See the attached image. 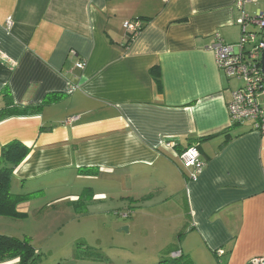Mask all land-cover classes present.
<instances>
[{"label":"crops","instance_id":"1","mask_svg":"<svg viewBox=\"0 0 264 264\" xmlns=\"http://www.w3.org/2000/svg\"><path fill=\"white\" fill-rule=\"evenodd\" d=\"M236 3L0 0V108L5 93L21 107L59 96L34 115L0 122V151L11 141L30 149L11 189L19 183L29 194L72 180L93 201L104 196L95 192L98 181L132 194L122 198L131 209L157 190L163 200L144 201L146 208L173 224L177 240L157 250L159 262L177 250L191 264L263 258L264 133L231 126L228 104L240 85L220 72L211 51L217 38L239 41L243 15L264 14V0ZM127 21L142 23L132 40ZM192 143L203 167L186 180L178 156Z\"/></svg>","mask_w":264,"mask_h":264},{"label":"rangeland","instance_id":"2","mask_svg":"<svg viewBox=\"0 0 264 264\" xmlns=\"http://www.w3.org/2000/svg\"><path fill=\"white\" fill-rule=\"evenodd\" d=\"M153 181L159 184L156 177ZM95 187L96 194L103 192V197L89 201L85 196L81 203H74L72 195L82 196V185L72 184V180L67 185L47 184L23 203L27 204L24 216L0 217V235L27 239L40 255L39 264H158L157 250L168 243L177 244L173 224L146 208L148 202L144 201L156 203L164 197L157 190L131 209L129 201L122 198L132 194L98 181ZM11 192L27 193L19 183ZM85 254L96 255V260H78Z\"/></svg>","mask_w":264,"mask_h":264},{"label":"built area","instance_id":"3","mask_svg":"<svg viewBox=\"0 0 264 264\" xmlns=\"http://www.w3.org/2000/svg\"><path fill=\"white\" fill-rule=\"evenodd\" d=\"M245 0H237L236 6L242 9ZM11 20L6 21L9 27ZM241 36L238 42L226 44L217 38L211 51L217 68L228 79L241 82V86L232 93L228 104L230 124H249L251 131L264 133V78L261 73L260 59L264 49V14L256 17L243 15L238 21ZM252 25L259 29V34L246 31V26ZM123 29L129 40L134 39L142 30L140 21H127L123 23ZM77 69H82V63H76ZM70 118L67 123L76 121ZM171 144H166L170 148ZM199 152L194 147H188L179 154L178 159L185 169L189 171L188 178L195 179L201 172L203 162L199 159ZM126 215H123L124 217ZM179 253L171 254L172 258ZM248 264H264L263 258H253Z\"/></svg>","mask_w":264,"mask_h":264},{"label":"trees","instance_id":"4","mask_svg":"<svg viewBox=\"0 0 264 264\" xmlns=\"http://www.w3.org/2000/svg\"><path fill=\"white\" fill-rule=\"evenodd\" d=\"M258 35L259 32H249ZM156 82H159L158 73L155 74ZM59 98L57 95H49L44 100L35 106L21 107L12 103L10 95L4 94V106L0 108V122L19 116H27L36 114L42 107L49 105ZM247 124V123H246ZM244 125V124H234ZM194 146L197 150L198 143H192L189 147ZM187 149V148H186ZM185 149V150H186ZM30 152V149L18 141H11L4 145L0 151V217H6L10 219H17L24 216L18 211V206L31 200L36 195L33 192L29 194H14L11 192V179L14 170L26 159ZM183 152V151H182ZM181 152V153H182ZM87 174L94 175L93 170L88 169L85 171ZM186 180H190L186 177ZM82 196H79L78 201L75 203H81L82 197L87 196L89 201L93 196H89L88 189H85ZM179 253V256L172 258L171 254ZM39 253L31 246L27 239H17L14 237L0 235V264L8 263L11 261H17L16 264H39ZM158 264H191V260L186 256H183L180 251L170 253V258L161 260Z\"/></svg>","mask_w":264,"mask_h":264},{"label":"water","instance_id":"5","mask_svg":"<svg viewBox=\"0 0 264 264\" xmlns=\"http://www.w3.org/2000/svg\"><path fill=\"white\" fill-rule=\"evenodd\" d=\"M260 65H261V73H262L263 78H264V49L262 50ZM123 230H126V228H123Z\"/></svg>","mask_w":264,"mask_h":264}]
</instances>
